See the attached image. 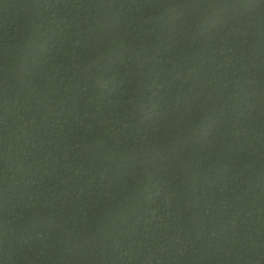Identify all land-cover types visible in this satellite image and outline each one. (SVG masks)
<instances>
[{"label": "trees", "instance_id": "obj_1", "mask_svg": "<svg viewBox=\"0 0 264 264\" xmlns=\"http://www.w3.org/2000/svg\"><path fill=\"white\" fill-rule=\"evenodd\" d=\"M0 264H264V0H0Z\"/></svg>", "mask_w": 264, "mask_h": 264}]
</instances>
